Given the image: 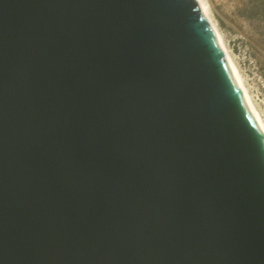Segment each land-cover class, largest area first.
Returning a JSON list of instances; mask_svg holds the SVG:
<instances>
[{"label":"water","instance_id":"water-1","mask_svg":"<svg viewBox=\"0 0 264 264\" xmlns=\"http://www.w3.org/2000/svg\"><path fill=\"white\" fill-rule=\"evenodd\" d=\"M0 264H264V137L197 0H0Z\"/></svg>","mask_w":264,"mask_h":264},{"label":"rangeland","instance_id":"rangeland-1","mask_svg":"<svg viewBox=\"0 0 264 264\" xmlns=\"http://www.w3.org/2000/svg\"><path fill=\"white\" fill-rule=\"evenodd\" d=\"M206 1L264 117V22L257 18L249 23L241 16V8L249 0Z\"/></svg>","mask_w":264,"mask_h":264},{"label":"bare ground","instance_id":"bare-ground-1","mask_svg":"<svg viewBox=\"0 0 264 264\" xmlns=\"http://www.w3.org/2000/svg\"><path fill=\"white\" fill-rule=\"evenodd\" d=\"M197 4L214 36V39L223 56L224 61L226 62L228 68L230 69L232 75L234 76L235 80L237 81L241 89L247 109L249 110L251 116L257 123L264 137V117L262 116L260 110L258 109L255 100H253L252 95L247 86V83L244 79V76L242 75L236 61L234 60L233 56L229 51V48L227 47L222 31H220L217 23L215 22V20L213 19L210 13V7L208 2L206 0H197Z\"/></svg>","mask_w":264,"mask_h":264},{"label":"trees","instance_id":"trees-1","mask_svg":"<svg viewBox=\"0 0 264 264\" xmlns=\"http://www.w3.org/2000/svg\"><path fill=\"white\" fill-rule=\"evenodd\" d=\"M241 16L249 23L254 22L257 18L264 22V0H249L241 8Z\"/></svg>","mask_w":264,"mask_h":264}]
</instances>
